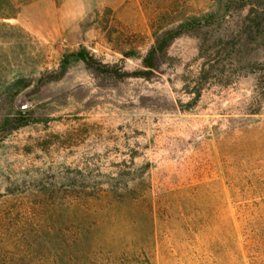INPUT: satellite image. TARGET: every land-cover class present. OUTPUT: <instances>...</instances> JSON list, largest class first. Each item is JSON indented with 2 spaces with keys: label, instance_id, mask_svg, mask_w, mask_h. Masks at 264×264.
I'll return each instance as SVG.
<instances>
[{
  "label": "rangeland",
  "instance_id": "obj_1",
  "mask_svg": "<svg viewBox=\"0 0 264 264\" xmlns=\"http://www.w3.org/2000/svg\"><path fill=\"white\" fill-rule=\"evenodd\" d=\"M226 2L0 0V200L133 160L155 189L200 186L183 201L188 230L159 236L153 264H264V106L250 113L264 91V0H231L150 78L132 76L152 20L220 16Z\"/></svg>",
  "mask_w": 264,
  "mask_h": 264
},
{
  "label": "trees",
  "instance_id": "obj_2",
  "mask_svg": "<svg viewBox=\"0 0 264 264\" xmlns=\"http://www.w3.org/2000/svg\"><path fill=\"white\" fill-rule=\"evenodd\" d=\"M28 1L21 0V4ZM230 1L220 16L218 7L161 25L158 19L152 20L153 43L142 56L143 69L132 76L150 78L161 69L176 39L224 19ZM256 30L264 33L260 23ZM235 46L241 47L240 42ZM78 58L90 60L81 53ZM256 95L251 114L260 113L264 106V91L259 88ZM224 142L225 137L217 135L225 163ZM148 169V164L122 161L116 171L102 175L101 181L91 180L88 169L86 174L76 170L86 180L35 186L20 197L9 191L7 198L0 200V264H153L149 253L159 236H173L180 228L188 230L183 201L187 193L196 195L200 186L155 189L147 178Z\"/></svg>",
  "mask_w": 264,
  "mask_h": 264
},
{
  "label": "water",
  "instance_id": "obj_3",
  "mask_svg": "<svg viewBox=\"0 0 264 264\" xmlns=\"http://www.w3.org/2000/svg\"><path fill=\"white\" fill-rule=\"evenodd\" d=\"M16 105L19 108H25L27 107L26 99L24 97H19L16 101Z\"/></svg>",
  "mask_w": 264,
  "mask_h": 264
}]
</instances>
